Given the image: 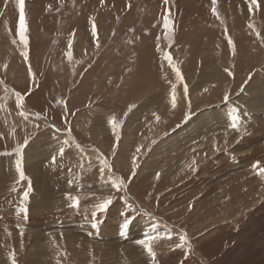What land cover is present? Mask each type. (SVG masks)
<instances>
[{"label": "rangeland", "instance_id": "1", "mask_svg": "<svg viewBox=\"0 0 264 264\" xmlns=\"http://www.w3.org/2000/svg\"><path fill=\"white\" fill-rule=\"evenodd\" d=\"M258 3L0 0V264H264Z\"/></svg>", "mask_w": 264, "mask_h": 264}, {"label": "snow or ice", "instance_id": "2", "mask_svg": "<svg viewBox=\"0 0 264 264\" xmlns=\"http://www.w3.org/2000/svg\"><path fill=\"white\" fill-rule=\"evenodd\" d=\"M102 2H103V0H102ZM165 2L167 3V0H165ZM215 2H216V0H213V3H215ZM249 3L252 6L256 7V8H258L260 6L259 3H258V0H249ZM18 4H19V10H20V29H21L20 30V38L25 44H27V40L25 39L26 25H25V15H24V0H18ZM92 34H93V36H96V27H95V25H93V27H92ZM229 43L230 44L232 43L230 38H229ZM233 48H234V46H233ZM167 59L169 60V62H171L172 57L168 56ZM228 74L232 75L231 72H229ZM176 75L182 79V77L180 76L179 70H177ZM186 91H187V89L185 88V92ZM227 99H228V97L226 96L225 100H227ZM21 101H22V98H21ZM172 106L173 107L176 106V99H175V94L174 93H173V99H172ZM157 119H159V117H157ZM237 120H238V117L234 115L233 118H232V127L233 128H237ZM61 154H63V150H61ZM133 162L135 163V158H134ZM193 163H194V161H193ZM254 167L257 168V169L260 168L258 163L256 165H254ZM17 168L20 169V179L24 180V172L20 168V164L17 165ZM258 174L261 175L262 178H264V169H260ZM133 175H134V173H133ZM112 183H113L114 187L119 189L121 187V184L123 183V181H121V183H119V184L116 181H113ZM24 195H25V199H27L28 198V193L26 192ZM70 199H72V198L70 197ZM78 203H79V201L77 200V204ZM109 204H110V200L105 202V203H101L100 206H99L100 210L102 212L103 211H107ZM155 239H157V237L149 235L147 240L138 241V243L141 244L146 249V251L148 252L149 256H151L153 259H155V252L153 251V248H152L151 244L149 243V241H152V240H155ZM181 239L184 240L185 243H186V238L185 237H182ZM180 246H182V245H180ZM13 264H15V259H13Z\"/></svg>", "mask_w": 264, "mask_h": 264}, {"label": "bare ground", "instance_id": "3", "mask_svg": "<svg viewBox=\"0 0 264 264\" xmlns=\"http://www.w3.org/2000/svg\"><path fill=\"white\" fill-rule=\"evenodd\" d=\"M31 8H32V10L34 9V5H31ZM256 82V81H255ZM260 85V84H259ZM253 87H255V84H254V86ZM258 89V88H257ZM253 90V89H252ZM258 90H260V89H258ZM252 92V91H251ZM258 92V91H257ZM260 93V92H259ZM212 114H213V112H212ZM220 113H218V115H219ZM207 115V114H206ZM213 115H215V114H213ZM217 115V114H216ZM221 115V114H220ZM218 117V116H217ZM227 117V116H226ZM229 117V116H228ZM203 120V119H202ZM212 120H213V118H212ZM222 122V121H221ZM215 123V122H214ZM219 124V123H218ZM215 126H217V124L215 125ZM220 126V125H219ZM254 142V141H253ZM254 145V144H253ZM255 153V152H254ZM215 212V211H214ZM16 218V217H15Z\"/></svg>", "mask_w": 264, "mask_h": 264}]
</instances>
